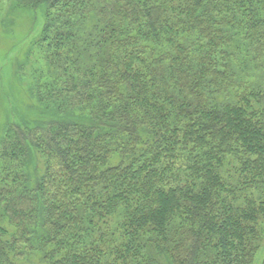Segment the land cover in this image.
Segmentation results:
<instances>
[{
  "label": "trees",
  "instance_id": "obj_1",
  "mask_svg": "<svg viewBox=\"0 0 264 264\" xmlns=\"http://www.w3.org/2000/svg\"><path fill=\"white\" fill-rule=\"evenodd\" d=\"M9 2L42 23L18 65L38 119L0 138V264H254L264 0Z\"/></svg>",
  "mask_w": 264,
  "mask_h": 264
},
{
  "label": "rangeland",
  "instance_id": "obj_2",
  "mask_svg": "<svg viewBox=\"0 0 264 264\" xmlns=\"http://www.w3.org/2000/svg\"><path fill=\"white\" fill-rule=\"evenodd\" d=\"M41 23V12L31 19L20 10H14L9 0H0V138L7 124L38 119V107L22 89V85L27 90L29 87L18 73V65L24 59L26 45L38 33ZM263 252L264 245L256 253L254 264H260Z\"/></svg>",
  "mask_w": 264,
  "mask_h": 264
}]
</instances>
